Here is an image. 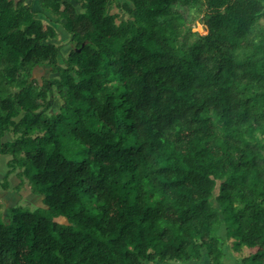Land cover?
Returning <instances> with one entry per match:
<instances>
[{"label": "trees", "instance_id": "obj_1", "mask_svg": "<svg viewBox=\"0 0 264 264\" xmlns=\"http://www.w3.org/2000/svg\"><path fill=\"white\" fill-rule=\"evenodd\" d=\"M39 4L0 0L4 178L44 204L0 216V264H264V4Z\"/></svg>", "mask_w": 264, "mask_h": 264}, {"label": "rangeland", "instance_id": "obj_2", "mask_svg": "<svg viewBox=\"0 0 264 264\" xmlns=\"http://www.w3.org/2000/svg\"><path fill=\"white\" fill-rule=\"evenodd\" d=\"M113 11H119V8L117 6H113L112 7ZM197 22L193 28H195L197 31L201 32V34H206L202 31H200V27L198 26ZM59 27V26H57ZM64 38V39H63ZM59 36L58 37V42L61 44H65L69 41V37L67 38V36L64 37ZM69 47V46H68ZM34 76L42 79L45 77H52L54 76V74L52 73L51 69L49 67H41V68H37L34 72ZM61 102V99H57L55 101V107L54 110H57L59 107V103ZM5 139H10V136L7 135L5 137ZM81 152L79 151V153H72L73 156L82 159L83 155L80 154ZM7 156H0V216L3 222L8 223L7 218H8V214H9V208L12 206H16V205H20L22 207H24L27 210H31L34 211L40 207H44L43 204V196L42 195H38V194H34L31 190V187L25 186L21 189V187L18 186L19 184V179L13 175L11 177V179L8 181V183L5 181V173L8 170V166H7ZM3 182L7 185H9V190L5 191L3 189ZM6 185V186H7ZM18 186V187H17ZM225 226H223L224 228ZM230 242H225L224 244V249L226 248L228 250V247L230 246ZM190 262H180L178 264H187ZM200 263V262H199ZM205 263V262H204ZM201 264V263H200ZM203 264V262H202Z\"/></svg>", "mask_w": 264, "mask_h": 264}, {"label": "crops", "instance_id": "obj_3", "mask_svg": "<svg viewBox=\"0 0 264 264\" xmlns=\"http://www.w3.org/2000/svg\"><path fill=\"white\" fill-rule=\"evenodd\" d=\"M18 1V0H17ZM263 4H264V0H260ZM27 2L30 3H34L35 9L40 11V4H39V0H27ZM58 32L60 34V36L63 38L65 35L68 38V35L65 33L64 29L60 26L58 27ZM64 39V38H63ZM231 243V242H230ZM250 252L249 249H244L243 253H238L236 252L233 247H232V243L230 244V246L228 247V250L225 248L224 249V258H223V263L224 264H243L242 263V258L243 255H246ZM202 264V262H200ZM199 262L196 261H191L190 263L187 264H200ZM171 264H178V263H171ZM203 264H206L203 262Z\"/></svg>", "mask_w": 264, "mask_h": 264}, {"label": "water", "instance_id": "obj_4", "mask_svg": "<svg viewBox=\"0 0 264 264\" xmlns=\"http://www.w3.org/2000/svg\"><path fill=\"white\" fill-rule=\"evenodd\" d=\"M193 30H194V31H197L195 28H193ZM197 32H199V31H197ZM199 33L201 34V32H199ZM206 34H207V33H206Z\"/></svg>", "mask_w": 264, "mask_h": 264}]
</instances>
